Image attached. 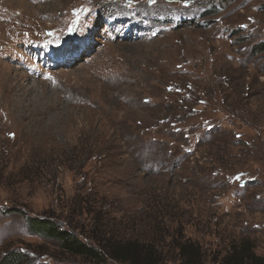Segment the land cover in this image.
Returning a JSON list of instances; mask_svg holds the SVG:
<instances>
[{"label":"rangeland","instance_id":"obj_1","mask_svg":"<svg viewBox=\"0 0 264 264\" xmlns=\"http://www.w3.org/2000/svg\"><path fill=\"white\" fill-rule=\"evenodd\" d=\"M263 6L0 0V264H95L26 218L73 214L87 242L90 212L120 227L156 202L209 259L264 257Z\"/></svg>","mask_w":264,"mask_h":264},{"label":"trees","instance_id":"obj_2","mask_svg":"<svg viewBox=\"0 0 264 264\" xmlns=\"http://www.w3.org/2000/svg\"><path fill=\"white\" fill-rule=\"evenodd\" d=\"M257 48L264 49V42ZM236 176L231 175V180L238 179L239 183H244L243 179ZM89 202L90 200L85 201ZM75 207L76 210L80 209L78 204ZM174 208L168 209V206H161L156 202L141 218L130 219L120 227L109 214L106 220V214L90 212L93 213L90 226L82 225L87 242L74 233L77 223L73 214L68 215L64 223L69 230L62 227L61 223H56L51 215L26 218V224L30 233L44 241L55 243L60 253L95 264H102L107 260L115 264H264V257L255 255L248 242H231L225 245L223 256L209 259L197 243L182 238L176 226L190 223V219L188 213L183 215L176 206ZM22 257L21 254H12L4 258L3 264H16Z\"/></svg>","mask_w":264,"mask_h":264},{"label":"bare ground","instance_id":"obj_3","mask_svg":"<svg viewBox=\"0 0 264 264\" xmlns=\"http://www.w3.org/2000/svg\"><path fill=\"white\" fill-rule=\"evenodd\" d=\"M28 53H30L31 58H34V53H31V52H28Z\"/></svg>","mask_w":264,"mask_h":264},{"label":"snow or ice","instance_id":"obj_4","mask_svg":"<svg viewBox=\"0 0 264 264\" xmlns=\"http://www.w3.org/2000/svg\"><path fill=\"white\" fill-rule=\"evenodd\" d=\"M152 2H154V0H152Z\"/></svg>","mask_w":264,"mask_h":264}]
</instances>
